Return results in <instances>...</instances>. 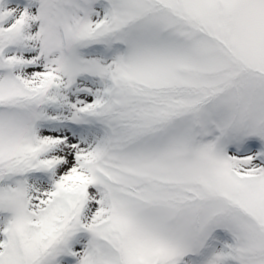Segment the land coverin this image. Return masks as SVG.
Segmentation results:
<instances>
[{
  "label": "snow or ice",
  "instance_id": "1",
  "mask_svg": "<svg viewBox=\"0 0 264 264\" xmlns=\"http://www.w3.org/2000/svg\"><path fill=\"white\" fill-rule=\"evenodd\" d=\"M0 264H264V0H0Z\"/></svg>",
  "mask_w": 264,
  "mask_h": 264
}]
</instances>
